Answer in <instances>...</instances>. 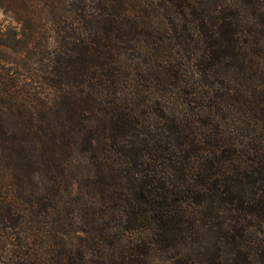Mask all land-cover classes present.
<instances>
[{"label": "trees", "instance_id": "16d2710c", "mask_svg": "<svg viewBox=\"0 0 264 264\" xmlns=\"http://www.w3.org/2000/svg\"><path fill=\"white\" fill-rule=\"evenodd\" d=\"M0 11V264H264V0Z\"/></svg>", "mask_w": 264, "mask_h": 264}, {"label": "rangeland", "instance_id": "374dc122", "mask_svg": "<svg viewBox=\"0 0 264 264\" xmlns=\"http://www.w3.org/2000/svg\"><path fill=\"white\" fill-rule=\"evenodd\" d=\"M0 21H3V22H5V23L8 24V25L10 24V25H12V26H15V28H17V29L20 28V27H19V24L16 23L15 20H13V19L10 18V17H6L5 14H4L2 11H0Z\"/></svg>", "mask_w": 264, "mask_h": 264}]
</instances>
